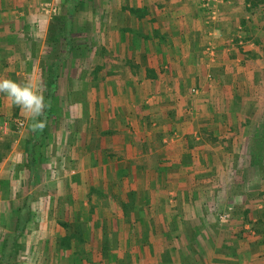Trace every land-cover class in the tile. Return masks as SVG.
<instances>
[{
  "label": "crops",
  "instance_id": "crops-1",
  "mask_svg": "<svg viewBox=\"0 0 264 264\" xmlns=\"http://www.w3.org/2000/svg\"><path fill=\"white\" fill-rule=\"evenodd\" d=\"M45 1L0 0V78L30 80L46 104L42 130L28 114L23 145L0 126V264H264L255 157L264 143V113L256 120L264 87L255 93L264 64L260 47L229 44L244 0L222 6L219 22L201 0H89L94 22L82 36L93 45L83 64L71 62L69 48L51 58L48 31L33 25L35 3ZM81 1L66 2L75 5L67 17L74 32ZM121 10L139 22L109 24ZM98 11L108 24H97ZM97 36L131 70L105 57L103 78L93 76ZM62 69L88 72L83 80L77 72L67 93ZM16 112L27 114L0 94V119ZM234 180L241 190L225 187ZM227 202L237 203L233 232L214 221Z\"/></svg>",
  "mask_w": 264,
  "mask_h": 264
},
{
  "label": "rangeland",
  "instance_id": "rangeland-1",
  "mask_svg": "<svg viewBox=\"0 0 264 264\" xmlns=\"http://www.w3.org/2000/svg\"><path fill=\"white\" fill-rule=\"evenodd\" d=\"M89 0H82L81 3H79V5L77 6V10L75 11V13L73 14V18L76 19V21H74L75 23V28H80L82 29L81 31H73V27L68 26L67 23V17L68 15L71 13L72 8L75 6L73 4L72 5H66V2H68V0H46L43 3H35L34 6V10L38 12L40 18L36 21H34V26L36 29L40 28L41 30H47L48 31V47L49 50H52L51 53V58L54 59L56 56L61 55V53H63L67 48L72 50V53L70 54V60L71 62H76V60H80L82 62V64L84 63V61L87 58V52H83V50H86L87 48H89L91 45H93V43H91V41H89L90 37L88 36H82V34L87 33L88 26H90L93 21H88V14L87 11L85 10L84 7H86L87 3ZM104 1H109V0H102ZM230 0H201V7H203L206 10L207 13V18H210L212 21L214 22H219V19L222 17V11H221V7L227 5L226 3L229 2ZM72 2V1H71ZM110 2H118L117 0L115 1H110ZM130 2V1H129ZM128 2V4H130ZM244 9H243V13H238L239 16L241 15V21L239 23V28L235 31V33H233L234 35L231 36L229 38V44L232 45L235 48H238L239 51H243L247 46L250 45H254L257 47H260V56L262 57V64H264V0H244ZM70 4V3H69ZM111 6L114 7H119L120 5L119 3L117 4H111ZM101 7H105L104 4H101ZM102 12H97V24H108V16L109 13L106 15V17L101 14ZM100 14L101 16L105 17V19L107 18L106 21L103 22V20H101L100 18ZM125 16H129L130 22H132V17L133 19H137V21L139 22V13H135L134 12H129V13H125L124 11L121 10V13L115 14L114 16H112L111 20L112 22L109 24H114L115 20H121L123 18H125ZM209 19V20H210ZM73 21V20H72ZM129 21V20H128ZM210 24L213 22L208 21ZM128 24V22H127ZM101 29L100 26H97V29ZM39 30V29H38ZM127 31V30H124ZM39 32V31H38ZM83 32V33H82ZM127 34V33H126ZM139 38V37H138ZM137 38V39H138ZM102 38L101 37H96L95 38V43L94 46L97 48V52H96V70L93 71V76H95L96 78H103V67H101V63L105 62V57H107L106 59H108V62L112 65H117L120 64L121 62L124 64L123 67H127L128 70H131V67H129V60L125 54H120L119 51H117L116 49H114L115 51L111 52L110 54H108L106 47L102 46ZM124 41H121V43ZM136 41L134 40L133 43H135ZM211 47V46H210ZM212 52V50H209ZM90 55V54H89ZM121 59H123V61H120ZM76 64V63H75ZM110 66L108 68H111ZM114 70V69H112ZM115 70H117V68L115 67ZM264 70V69H263ZM61 71H65L66 73V77L68 78L66 80V84H64L62 86L64 92H70L71 90L74 91V85L71 84V80L74 79L72 78L73 76L77 75V72H79L80 75V80H83L84 78H86V74H87V70L86 69H80L78 70H72V69H62ZM120 71V70H119ZM108 73V70L106 71ZM110 72V71H109ZM131 72H135L134 70H132ZM264 72V71H262ZM115 75L118 77V73H115ZM264 75V73H263ZM211 76V74H210ZM209 77V81H210ZM66 79V78H65ZM212 79V78H211ZM255 93L257 92V94L259 93V91H263L264 85L262 84H255ZM87 87H85L86 89ZM47 89V86H46ZM247 91V90H246ZM199 89L197 90V88H195L193 90L194 94H198ZM251 92V91H250ZM72 103V101H70ZM113 104L118 103V101H113ZM255 106V105H254ZM253 104L250 105V107H254ZM18 109V106H16ZM257 111V112H256ZM256 113H257V118L256 120L259 119V115H261L262 113H264V103H259L256 106ZM259 112V113H258ZM259 114V115H258ZM29 118L28 113L25 115L23 113V115H19L18 112H16L14 115L9 116L7 118H2L0 119V126L4 127L2 129V132H7V134H5L3 136V138L8 139L9 141L13 140L14 141H18V144H22V142H20L21 139L26 140V136H28V134L25 132L26 128H27V119ZM259 121V120H258ZM20 123H24V126H21ZM50 124H52V122H50ZM4 130H8V131H4ZM116 132H113V134H115ZM112 134V135H113ZM247 137V136H246ZM262 142V141H261ZM21 145V146H22ZM261 144H257L256 145V150L258 151V155L255 156L257 157V164L256 167L259 169L258 172H262L263 176V169H264V165H262L263 160H264V143L262 145V147H260ZM252 152V149H251ZM251 156V153L249 151V154H244L245 156ZM258 162H261L260 165H258ZM53 171H55V169H53ZM239 173V171H238ZM238 173H234V175L236 176ZM240 177V176H239ZM259 184V182L257 181V185ZM242 186L241 181H230L229 184H225V187H233L235 189H238L237 191L241 190L239 188H237V186ZM247 183L245 185V190H247ZM235 190H229L228 193L234 192ZM235 193H238V192ZM234 194V193H233ZM232 194V195H233ZM239 198V197H238ZM224 210H217L216 212H213L214 215V221L215 224L217 226H221L223 228H225L224 226L227 225V229H223V230H230V231H234L233 229H230L232 226H234L235 222H234V218L237 215V203H233L230 204V202H227V204H224ZM247 212L245 211L244 215L247 216ZM3 223L5 224V226L7 225L8 219H7V215L4 214L3 215ZM16 214H10L9 217L11 218V222L13 223L16 222V218H15ZM65 216V215H64ZM64 216L62 217V221L67 222L71 220V218L69 217V215L67 216V218L64 219ZM2 217V216H1ZM14 217V218H13ZM38 218V217H37ZM6 221V222H5ZM244 221H246V217H244ZM234 222V223H233ZM248 225V224H246ZM15 226V224H14ZM239 228H241L240 225H235ZM15 228V227H14ZM235 229V227H233ZM253 230V229H252ZM239 233V230H237ZM260 230L257 229L255 230V232H259ZM225 232V231H224ZM226 236L228 237L229 234H227V232H225ZM2 239H4V237H2ZM139 247V245H137ZM133 249L136 248V246H132ZM21 249V248H19ZM227 250L229 252H231L233 250V247L231 248H227ZM138 251V250H137ZM2 263V262H1ZM26 262L20 260V261H12L10 264H23ZM7 264V263H6Z\"/></svg>",
  "mask_w": 264,
  "mask_h": 264
},
{
  "label": "clouds",
  "instance_id": "clouds-1",
  "mask_svg": "<svg viewBox=\"0 0 264 264\" xmlns=\"http://www.w3.org/2000/svg\"><path fill=\"white\" fill-rule=\"evenodd\" d=\"M0 94L6 95L15 106L29 114L33 120L31 125L33 131L45 127V122L37 119L44 114L45 97L30 80L20 83L10 78H0Z\"/></svg>",
  "mask_w": 264,
  "mask_h": 264
},
{
  "label": "built area",
  "instance_id": "built-area-1",
  "mask_svg": "<svg viewBox=\"0 0 264 264\" xmlns=\"http://www.w3.org/2000/svg\"><path fill=\"white\" fill-rule=\"evenodd\" d=\"M21 126H24V123H20Z\"/></svg>",
  "mask_w": 264,
  "mask_h": 264
}]
</instances>
